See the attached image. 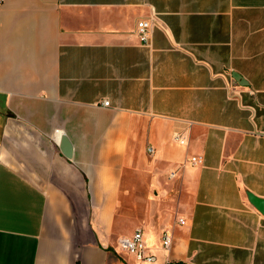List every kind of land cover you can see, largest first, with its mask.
Masks as SVG:
<instances>
[{
	"label": "crops",
	"instance_id": "0c3cea01",
	"mask_svg": "<svg viewBox=\"0 0 264 264\" xmlns=\"http://www.w3.org/2000/svg\"><path fill=\"white\" fill-rule=\"evenodd\" d=\"M249 192L264 0H0V264H142L138 228L157 264H264Z\"/></svg>",
	"mask_w": 264,
	"mask_h": 264
},
{
	"label": "built area",
	"instance_id": "2783aa9c",
	"mask_svg": "<svg viewBox=\"0 0 264 264\" xmlns=\"http://www.w3.org/2000/svg\"><path fill=\"white\" fill-rule=\"evenodd\" d=\"M155 21L153 19H140L137 24L138 35L142 43L146 46L152 45V35ZM104 105H109V100L103 101ZM175 138L181 143L187 142V137L182 133H177ZM150 153H154L155 149L153 146L148 148ZM190 163L193 165H199L203 163V157L201 155H195L190 157ZM175 173L172 172L171 176ZM180 224H185L184 218H179ZM173 245V232L169 229L164 230L162 234L161 246L163 249H170ZM117 251L119 253H128L133 255L137 261L142 264H157L158 256L150 248L145 239V233L143 229L138 228L131 236H121L118 238Z\"/></svg>",
	"mask_w": 264,
	"mask_h": 264
},
{
	"label": "water",
	"instance_id": "95a60500",
	"mask_svg": "<svg viewBox=\"0 0 264 264\" xmlns=\"http://www.w3.org/2000/svg\"><path fill=\"white\" fill-rule=\"evenodd\" d=\"M234 76L237 77V75L234 73ZM242 79V78H240ZM61 147L63 149V152L65 153V155H67L68 157L72 156V147H71V143L69 141V139L64 136L62 139V144ZM248 197L249 200L262 212L264 213V198L259 197L257 195H255L252 192L248 193Z\"/></svg>",
	"mask_w": 264,
	"mask_h": 264
},
{
	"label": "trees",
	"instance_id": "16d2710c",
	"mask_svg": "<svg viewBox=\"0 0 264 264\" xmlns=\"http://www.w3.org/2000/svg\"><path fill=\"white\" fill-rule=\"evenodd\" d=\"M170 264H184V263L182 262V263H170Z\"/></svg>",
	"mask_w": 264,
	"mask_h": 264
}]
</instances>
